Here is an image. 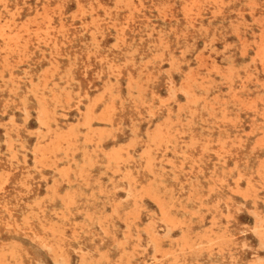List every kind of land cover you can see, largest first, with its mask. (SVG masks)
I'll use <instances>...</instances> for the list:
<instances>
[{
  "label": "rangeland",
  "instance_id": "1",
  "mask_svg": "<svg viewBox=\"0 0 264 264\" xmlns=\"http://www.w3.org/2000/svg\"><path fill=\"white\" fill-rule=\"evenodd\" d=\"M0 264H264V0H0Z\"/></svg>",
  "mask_w": 264,
  "mask_h": 264
},
{
  "label": "bare ground",
  "instance_id": "2",
  "mask_svg": "<svg viewBox=\"0 0 264 264\" xmlns=\"http://www.w3.org/2000/svg\"><path fill=\"white\" fill-rule=\"evenodd\" d=\"M56 45V44H55ZM55 107V106H54ZM23 108V107H22ZM194 142V141H193ZM207 145V144H206ZM157 148V147H156ZM127 162V161H126ZM149 167V166H148ZM182 168V167H181ZM152 176V175H151Z\"/></svg>",
  "mask_w": 264,
  "mask_h": 264
}]
</instances>
